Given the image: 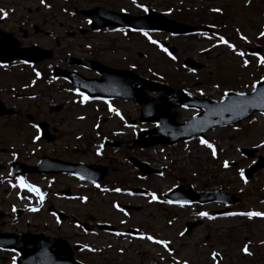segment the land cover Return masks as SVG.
Returning <instances> with one entry per match:
<instances>
[{"label":"rangeland","instance_id":"rangeland-1","mask_svg":"<svg viewBox=\"0 0 264 264\" xmlns=\"http://www.w3.org/2000/svg\"><path fill=\"white\" fill-rule=\"evenodd\" d=\"M45 3L49 7L42 5L40 0H0V10L7 13L6 18H0L1 29L14 33L25 46L37 45L55 52L52 63L48 61L50 63L36 68V73L40 74L36 75V80H32L31 71L15 70L16 66L12 67L14 72L0 71V101L7 107L22 110L19 117H0V164L9 166L17 160L33 165L40 157L48 156L74 163L107 165L109 171L100 188L78 184L68 177H23L40 189L43 202L21 189L16 180L7 181V174L0 172V179L6 180L0 184V215H3L0 231L63 237L71 245L80 243L95 249L79 255L90 264H173V257L162 247L139 239L141 235L171 240L174 257L181 264L185 260L187 264H212L210 254L213 251L221 254L220 264H264V219H205L190 234L180 237L185 223L200 219L196 214L208 208L181 209L163 202V194L173 189L178 180H184V184L194 190L235 194L240 203L234 205L233 210L264 212V169L257 171L247 183L239 175V170L244 171L255 161L246 158L241 149L256 148L258 156L264 157V147H256L264 141V117L258 116L236 128L209 132L207 140L217 149L215 160L199 141L165 149L130 150L126 143L135 133L153 128L139 122L141 107L136 102H81L83 97L68 83L49 76L39 80L41 71L48 73L51 66L75 69L63 63L65 57L73 56L94 59L110 68L132 70L148 80L186 90L198 98L219 99L224 92L250 91L251 84L264 78V65L257 64V57L248 60V66L244 67L243 58L217 40L149 33L162 47L168 44L175 49L176 59L172 60L140 32L92 31L85 18L75 10L96 6L140 16L144 13L142 7H146L169 19L199 26L217 19L223 9L230 7L234 16L225 20L227 31L225 34L222 30L217 32L239 51L245 52L251 46L261 47L260 57H264V37H260L264 30V0H136L135 3L132 0H45ZM213 8L220 12L211 11ZM234 26L239 34L233 32ZM81 29H88V32L80 33ZM241 35L246 41L240 39ZM216 43L219 46L213 47ZM187 57L205 67L198 72L185 69L183 60ZM80 72L89 78L96 76L94 71ZM20 93H36V99L16 98ZM148 95L155 98L161 94L149 92ZM55 106H63L62 111L55 112ZM110 107L115 111H110ZM173 111L179 122L197 113L192 109L174 108ZM29 116L36 117V121H46L56 134L55 141L42 140L27 119ZM109 140L120 147L112 149ZM101 145L107 146L106 151ZM128 156L146 162L162 174H150L139 180ZM225 159L232 164L228 169L221 166ZM139 187L155 193L160 202H149L150 196L127 194ZM104 188L109 191H102ZM115 188H120L121 192L112 191ZM77 197H86V202L82 203ZM113 204L142 207L143 210L124 215L125 211H117ZM51 206L90 224L93 230L86 233L71 221L57 223L48 212ZM32 208L37 211H31ZM214 209L210 208L212 212ZM97 224L112 225L124 235L101 232L96 229ZM137 227V237L125 234L127 229ZM246 242L252 253L250 257L240 251ZM9 260V255L0 253V264H9Z\"/></svg>","mask_w":264,"mask_h":264},{"label":"water","instance_id":"water-1","mask_svg":"<svg viewBox=\"0 0 264 264\" xmlns=\"http://www.w3.org/2000/svg\"><path fill=\"white\" fill-rule=\"evenodd\" d=\"M86 16H91L93 19L92 28L101 29L106 27H128L137 30L146 31H168L178 34H188L195 31V28L185 26L174 21L165 19L164 17L149 12L148 15L135 18L127 14H116L101 9H96L89 12H83ZM18 41L11 34H6L0 31V62L10 63L17 59L26 62H38L49 55L40 54L43 52L38 48L21 49ZM44 54V52H43ZM185 64L189 67H196L194 61L187 59ZM96 70L101 78L98 80H89L74 74L57 72V75H62L70 78L77 89L86 94L90 98L102 99H124L133 100L141 106L142 123L156 124L157 127L153 130L142 132L133 141L132 144L136 147H150L158 145L176 144L180 141H188L197 137H204V133L213 130L217 127H224L236 124L248 118L254 112L264 111L262 107H245L241 108V98L236 93L229 94L221 102H213L209 100L199 101L191 95L175 91L166 85L157 82L148 81L131 71H118L109 69L105 66L95 62L90 65ZM258 88L264 85H257ZM149 92H163L165 95L159 99L149 98L144 91ZM254 93L246 95L249 99L253 97ZM235 102V103H233ZM173 107L196 108L202 110V114L197 115L184 124H179L176 121V115L171 113ZM225 108H230V111H225ZM60 108H57L59 110ZM14 111L7 110L2 103H0V115H10ZM42 135L46 139H50L48 125L43 123L40 125ZM160 135L154 137L153 135ZM173 141H170V138ZM255 150H244L243 153L247 157H253ZM137 168L141 169L143 175L152 173L145 164L134 161ZM14 165V171L19 169V175L34 172H71L73 174L83 176L86 180L97 182L106 175V169L96 167H84L64 163L60 161H53L49 158H43L38 168H30L27 166ZM264 169V158L260 157L256 165L246 172L247 177H251L257 170ZM105 171V173H104ZM104 173V174H103ZM98 174V176H97ZM16 175H13L14 177ZM201 196H216L215 200H227L230 196L221 192L212 194H196L192 191L185 192L182 189H176L166 196L168 200L186 201L189 203H202ZM195 225H188V233ZM63 240L45 239L41 237H30L24 235L17 237L10 234L0 233V244L4 248L14 249L20 254L19 264H77L72 258L58 262L55 255L47 257L46 251H50L53 246L62 247ZM33 245L32 250L27 249ZM59 249V248H58Z\"/></svg>","mask_w":264,"mask_h":264},{"label":"snow or ice","instance_id":"snow-or-ice-1","mask_svg":"<svg viewBox=\"0 0 264 264\" xmlns=\"http://www.w3.org/2000/svg\"><path fill=\"white\" fill-rule=\"evenodd\" d=\"M133 3L136 2V0H132ZM40 3L42 5H44L45 7H49V5H47L45 3V0H40ZM137 7H140V5H137ZM123 11V10H122ZM143 11L145 13L148 12V9L147 8H143ZM211 11L213 12H220V9L218 8H213ZM7 17V13L4 12L3 10H0V18H6ZM89 23H91V21H89ZM237 33L239 34V30H237ZM142 35H144L146 38H148L149 42L153 45H155L157 48H159L162 52H164L165 54H167L169 56L170 59L172 60H175L176 57L174 55H172L167 48L165 47H162L158 41L152 39L150 36H149V33L147 31H142L141 32ZM260 37H264V30H262L260 32ZM211 38V37H210ZM215 39L218 41L219 44H223L225 45L229 50H231L233 53H235V55L243 58L246 53L243 52V51H239L237 50V48L230 42H228L223 36H216ZM240 39L241 40H245L246 41V38L241 35L240 36ZM217 45H213V47H216ZM257 60L258 62L261 64V65H264V57H260L259 55H257ZM242 65L244 67H247L248 66V61L246 59H242ZM37 76H39L40 74L37 72L36 73ZM260 84V85H264V78H261L260 81H257L253 84H251V91L254 93L253 97L251 99H249L245 93L243 92H238L236 93V95L238 97L241 98V101H240V106L241 108H245V107H262L264 108V87H260L258 88L257 85ZM218 86V85H217ZM245 87H248V85H245ZM77 95H81L83 97L82 101H86L89 99L88 96L86 95H83V93H80V92H77ZM201 95H203V93H201ZM229 95L228 92H225L223 94L224 97H227ZM223 102V101H222ZM235 103V102H233ZM110 111H115L114 109H112L111 107L109 108ZM225 111H230L231 109L230 108H225L224 109ZM117 115H119V113H117ZM260 115L261 116H264V111H261L260 112ZM80 119H83V117H80ZM35 127V125H34ZM39 137H37L38 139ZM199 143L200 145H202L203 147L207 148L210 150V155L212 157V159H217V149L216 147L213 145L212 142L208 141L207 139H204V138H201L199 140ZM256 147H264V141H262L260 144L256 145ZM237 151H239V149H237ZM99 155V152L97 153ZM15 158V157H14ZM221 166L224 168V169H228L230 167V162L225 159L221 162ZM9 175H12L11 173H9ZM239 175H240V179L244 182V183H247V180L245 178V175H244V171L243 169L239 170ZM16 184L21 188V189H26L28 192H31L33 193L34 195H36L40 202H43V194L40 192V189L37 188V187H34L33 185L27 183L22 177H18L16 179ZM97 188H100V185L99 184H96L95 185ZM102 191L104 192H107L109 191V189L107 188H104L102 189ZM112 191H115L117 193L121 192V189L120 188H115V189H112ZM128 195H133V193L129 192L127 193ZM148 196L151 197L150 201L149 202H157L159 203V199L157 197V195L155 193H147ZM77 199H79L82 203L86 202V197H77ZM164 203H167V204H173L174 201L173 200H166V201H163ZM176 203H178L181 207H183L187 202L186 201H176ZM264 203V202H262ZM113 208H115L117 211H121L123 212L124 210L122 208H120L117 204H113ZM31 211H37L36 208H32L30 209ZM13 211H15V208H13ZM128 213L127 212H124V215H127ZM55 215V214H53ZM196 215H198L200 218H206L208 220H212L214 219L215 217L209 215L207 212H199L197 213ZM225 215L227 216H241V217H246L248 218L249 220L253 219V218H261V219H264V212L262 211H242V212H228L226 213ZM57 223H59V220L57 221ZM121 223H123V221H121ZM171 223V221L169 222ZM77 227H80V225H77ZM187 230L185 231H181L179 233V236L180 237H184L185 236V233H186ZM116 235H124V233H116ZM139 239L141 240H148L150 241L151 243L155 244V245H159L160 247L163 248V250L165 252H167L168 256L170 257H173V264H181V261L178 260V259H175L174 257V253H173V250L172 248L170 247L171 245V240H167V239H161V238H154L152 235H141L139 237ZM262 243H264V241H262ZM88 251H95V249H92V248H88L87 249ZM123 251V250H121ZM240 251L244 254V255H251V251L249 250V243H244V245L241 247ZM16 255H19V253H17ZM15 256L13 257V264H15ZM161 259L163 260L164 258L161 257ZM210 259L212 261V264H220V260L222 259L221 257V254L217 251H213L211 252L210 254ZM183 264H187V261L185 260L183 262Z\"/></svg>","mask_w":264,"mask_h":264},{"label":"flooded vegetation","instance_id":"flooded-vegetation-1","mask_svg":"<svg viewBox=\"0 0 264 264\" xmlns=\"http://www.w3.org/2000/svg\"><path fill=\"white\" fill-rule=\"evenodd\" d=\"M112 3V2H111ZM93 8H96V6L95 7H93ZM76 11V13L78 14V10H75ZM85 20H86V23L89 25V20L88 19H86L85 18ZM1 29V28H0ZM3 30V29H2ZM9 32V31H8ZM19 40V39H18ZM20 41V40H19ZM21 42V47H23V48H30V47H33V46H36V45H31V46H25L24 45V43L22 42V41H20ZM54 60H52L51 61V63L53 62ZM46 63H50V62H45V63H43V64H46ZM43 64H41V65H43ZM41 65H37L36 66V64H34V66L33 67H28V66H26L25 64H22V63H17L16 64V66L17 67H15V70H21V69H23V70H29V71H31L32 72V75L34 76L33 77V79L32 80H36V68H39ZM51 68V72H52V70L54 69V67L52 66V67H50ZM0 71H10V72H14V69L12 68V67H6V68H1L0 67ZM42 72V74L43 75H49L50 74V70H49V72L48 73H45L44 71H41ZM18 74V73H17ZM23 74V73H22ZM23 95H25V96H29V95H33V97L34 98H31L32 100H34V99H36V93H23ZM24 99H28V98H24ZM19 110V115L18 116H20V114H21V112H22V110L21 109H18ZM35 118L36 117H34V116H29V117H27V119H29V121H30V123L31 124H34V123H36L37 121L35 120ZM36 164V163H35ZM58 176H51L50 178H52V179H54V178H57ZM217 206L216 205H211V206H208L207 208H216ZM216 211V210H215Z\"/></svg>","mask_w":264,"mask_h":264}]
</instances>
